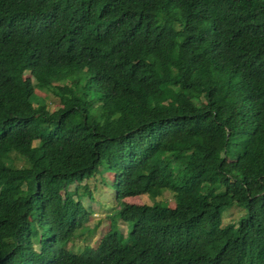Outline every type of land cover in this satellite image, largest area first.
Returning <instances> with one entry per match:
<instances>
[{"label":"trees","instance_id":"trees-1","mask_svg":"<svg viewBox=\"0 0 264 264\" xmlns=\"http://www.w3.org/2000/svg\"><path fill=\"white\" fill-rule=\"evenodd\" d=\"M32 242L44 264H264V0H0V264Z\"/></svg>","mask_w":264,"mask_h":264},{"label":"rangeland","instance_id":"rangeland-1","mask_svg":"<svg viewBox=\"0 0 264 264\" xmlns=\"http://www.w3.org/2000/svg\"><path fill=\"white\" fill-rule=\"evenodd\" d=\"M38 94L42 93L38 92ZM42 98L45 100V102L49 101L48 94H43ZM48 106L50 108H54L56 107V104H50ZM111 178V174L109 172H105L100 176H96V182L93 180H88L87 184L90 186L95 183L94 186L91 187V190L93 192V199L89 200L86 195L80 197L82 204L90 205L92 209V214L86 220V222L83 223V227L81 228L83 232H90L89 234L85 235L87 239L84 242L88 243L91 247L96 245L98 238L106 230L105 226L107 223L105 219V213L116 207L115 203L113 202ZM161 196L156 197L155 199H163L169 201L168 191L163 192ZM76 198H78V196H76ZM124 200L136 204H140L143 202L150 203V200H148L145 194L126 197ZM222 214L224 219L223 222H226L229 218H232L233 220L238 218L239 215L243 214V211L240 207L231 204L222 212ZM117 227L122 233H124L126 224L124 225V223L120 222L117 224ZM78 242L81 243L82 240L79 241L78 238H74L72 241L67 242L66 245L67 247H69L70 244H77Z\"/></svg>","mask_w":264,"mask_h":264},{"label":"clouds","instance_id":"clouds-1","mask_svg":"<svg viewBox=\"0 0 264 264\" xmlns=\"http://www.w3.org/2000/svg\"><path fill=\"white\" fill-rule=\"evenodd\" d=\"M66 244H67V243H66ZM17 246H18L19 249H20V252H19V258L22 259V262H24V264H26V262L30 263L31 255H29V259H28V260H25V257H27V255L30 254L32 251L36 252L35 254H36L37 256L40 257V258H39V257H37V256H33V258H34L35 260H37V262L34 263V264H44V263H43L44 260H42V254H41V256H40V245H39L38 242H32V243H31L30 248H31L32 251H31L29 248H27L26 245H25V246H19V245H17ZM66 246H67V245H66ZM41 262H42V263H41Z\"/></svg>","mask_w":264,"mask_h":264}]
</instances>
